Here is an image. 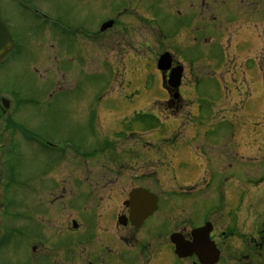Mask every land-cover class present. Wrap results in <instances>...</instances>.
I'll return each mask as SVG.
<instances>
[{
  "label": "rangeland",
  "instance_id": "1",
  "mask_svg": "<svg viewBox=\"0 0 264 264\" xmlns=\"http://www.w3.org/2000/svg\"><path fill=\"white\" fill-rule=\"evenodd\" d=\"M104 1L92 9L94 40L63 30L60 45L51 21L61 13L63 20L83 25L84 19L72 18L85 10L79 0H11V11L0 6V19L18 47L0 64V96L15 111L19 130H29L22 144L0 133V186L10 183L3 200L0 193V204L25 223V233L7 236L0 246V264H64L74 235L47 244L52 248L42 257L37 251L30 254L28 243L38 250L32 242L41 231L47 236L58 231L41 222L43 215L58 218V224L75 217L69 211L48 216L42 205L45 174L74 154L79 161H93L105 147L109 156L116 146L127 155L137 148L142 157H153L159 211L181 203V191L198 179L212 188L215 182L236 185L235 204H247L248 175L258 158L250 153L249 133L264 131V0H204L200 13L190 9L181 14L171 6L174 0H144V6L150 3L140 26L133 24L135 31L118 26L99 34V26L121 3L111 0L107 7ZM39 7L50 11L52 19L31 18V8ZM163 51L184 69L180 98L185 105L178 100L165 104L168 96L156 67ZM177 108L179 112L172 111ZM257 121L261 125L255 127ZM3 127L0 118V132ZM207 193L216 195L217 190L202 195ZM197 194L187 201L192 203ZM75 210L85 218L81 207ZM165 217L161 213L159 221ZM8 230L4 225L3 235Z\"/></svg>",
  "mask_w": 264,
  "mask_h": 264
},
{
  "label": "flooded vegetation",
  "instance_id": "2",
  "mask_svg": "<svg viewBox=\"0 0 264 264\" xmlns=\"http://www.w3.org/2000/svg\"><path fill=\"white\" fill-rule=\"evenodd\" d=\"M10 1L0 0V6H6L11 11ZM101 1L103 0H79V3L86 5L85 10L81 16L72 14V18L84 19L83 25L63 20L61 13L54 14L55 18L50 25L51 32L56 37V45L62 44L60 36L63 30L78 34L81 32L84 34L83 39L93 41L95 32L91 13L94 5ZM109 1L111 0L104 1L107 7L109 4L113 5ZM143 1L121 0L115 13L106 19L112 20L113 25L104 33H110L118 26L135 31L133 24L140 26L141 15L150 3L144 6ZM203 2L204 0H174L171 6L176 7L179 14L190 12V9L194 13H200L199 8ZM166 10L168 11V7ZM31 11L33 14L30 17L33 19H52L48 17L50 11L42 12V7L38 10L31 8ZM123 16L125 19H122ZM144 19L147 22L145 15ZM68 23L72 26L69 27ZM17 48L14 41V50ZM179 66L181 64L171 55L169 70L162 73V79L166 80L170 71L178 70ZM183 77L185 78L184 69ZM168 94L170 101L175 103L172 98L174 91ZM14 112L8 100L0 96V118H3L4 125L0 133L8 134L9 129H12L11 136L10 132L9 136L6 134L7 141L22 144V137L29 130H19V125L13 119ZM253 125L256 127L261 123L257 121ZM249 147L250 153L258 158L252 160V171L248 175L247 204H235L238 191L236 185L221 186L215 182L212 188L209 181L198 179L193 187L181 191L184 197L181 203L167 205L166 212L159 211V198L153 189L159 182L154 158L142 157L137 148L130 150L129 156L125 150L116 146L108 156L106 151L110 149L107 146L102 149V156L92 157L93 161L88 157L84 162L79 161L75 154L61 159L53 166V172L45 174L46 182L41 187L42 205L45 204L44 213L48 216L55 218L62 212L69 211L75 217L58 224V218L51 219L43 215L41 222L43 220L58 226V231L49 233L48 236L41 231L40 238L32 242L38 244V250L28 243L30 254L37 251L42 257V252L52 248L47 244L59 241L65 234L75 237L70 241L73 249L70 254H65L64 264H264V131H250ZM95 158L97 161H94ZM232 180L231 175L230 181ZM9 185L10 183L8 188ZM7 186H0L2 200V192L8 189ZM138 189L143 192L135 194ZM207 189L211 192L216 189L217 194L202 195ZM194 194H197V198L192 203L188 202ZM79 200L81 205H74ZM217 200L222 204H213ZM14 206L20 207L19 204ZM75 207H81L85 218L76 213ZM161 213L166 215L163 221H159ZM201 214L202 219L197 224H192L191 221ZM4 225L9 227L5 235ZM199 229L202 230L196 232ZM18 231L25 233V223L19 221V215L6 213L0 204V246L7 241V236ZM174 234L181 237L185 249L183 258L175 254V244L171 241Z\"/></svg>",
  "mask_w": 264,
  "mask_h": 264
},
{
  "label": "water",
  "instance_id": "3",
  "mask_svg": "<svg viewBox=\"0 0 264 264\" xmlns=\"http://www.w3.org/2000/svg\"><path fill=\"white\" fill-rule=\"evenodd\" d=\"M112 26V22H106L101 26V31L106 30L107 28ZM14 43L10 37V34L6 28V25L0 20V62H2L8 54L11 53L13 50ZM170 67V56L168 54H165L159 58L157 61V69L161 72L167 71ZM180 79H181V68L178 69L176 72L170 73V76L167 80V85L171 89H177L180 85ZM143 192V190H137L134 192L135 194H139L140 192ZM73 227L75 228V224H73ZM202 229L197 230L196 232H199ZM180 238V239H179ZM171 241L175 244V254L179 258H183L185 255V249L183 246V243H181V237L177 234H174L171 236ZM193 246V245H192Z\"/></svg>",
  "mask_w": 264,
  "mask_h": 264
}]
</instances>
